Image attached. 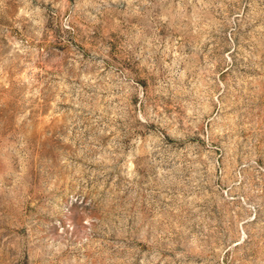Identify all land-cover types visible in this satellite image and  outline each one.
Listing matches in <instances>:
<instances>
[{
	"label": "rangeland",
	"instance_id": "obj_1",
	"mask_svg": "<svg viewBox=\"0 0 264 264\" xmlns=\"http://www.w3.org/2000/svg\"><path fill=\"white\" fill-rule=\"evenodd\" d=\"M0 264H264V0H0Z\"/></svg>",
	"mask_w": 264,
	"mask_h": 264
}]
</instances>
